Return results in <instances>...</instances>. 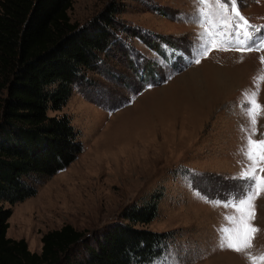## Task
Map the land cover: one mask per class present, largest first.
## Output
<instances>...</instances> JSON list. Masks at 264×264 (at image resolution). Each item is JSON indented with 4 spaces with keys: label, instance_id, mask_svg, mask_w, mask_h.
<instances>
[{
    "label": "rangeland",
    "instance_id": "1",
    "mask_svg": "<svg viewBox=\"0 0 264 264\" xmlns=\"http://www.w3.org/2000/svg\"><path fill=\"white\" fill-rule=\"evenodd\" d=\"M109 2L120 9L115 35L122 50L115 42L99 52V66L86 69L88 83L74 88L61 109L48 110L69 114L82 150L38 181L34 194L5 202L6 235L40 251L49 229L70 223L89 232L128 203L158 194L157 214L146 226L167 231L169 244L145 264H252L249 256L264 255V192L252 220L261 231L243 253L217 246V229L235 209L195 193L224 200L242 184L232 179L249 163L238 153L241 128L250 130L242 93L257 91L264 105V80L254 81L264 76V50L213 48L192 62L200 30L190 19L193 0H72L68 15L82 23ZM241 3L251 24L264 25V0ZM256 120L253 139H264V110Z\"/></svg>",
    "mask_w": 264,
    "mask_h": 264
},
{
    "label": "trees",
    "instance_id": "2",
    "mask_svg": "<svg viewBox=\"0 0 264 264\" xmlns=\"http://www.w3.org/2000/svg\"><path fill=\"white\" fill-rule=\"evenodd\" d=\"M71 2L0 0V264H145L169 244L167 231L146 226L157 214L158 194L128 203L89 232L70 223L49 229L40 251L6 235L5 202L34 194L38 181L82 150L69 114L48 110L61 109L74 88L88 83L86 69L99 66V52L115 42L122 50L116 3L78 23L68 15Z\"/></svg>",
    "mask_w": 264,
    "mask_h": 264
},
{
    "label": "snow or ice",
    "instance_id": "3",
    "mask_svg": "<svg viewBox=\"0 0 264 264\" xmlns=\"http://www.w3.org/2000/svg\"><path fill=\"white\" fill-rule=\"evenodd\" d=\"M193 2L195 9L190 19L200 30L192 44V53L195 57L192 62L199 64L200 57H206L213 48L223 51L235 48L241 53L264 50V25L256 26L250 23L243 15L241 0H193ZM261 64L264 65V57H261ZM259 80H264V76L254 77V81ZM256 96L257 91L254 90H245L242 93L243 113L248 117L250 130L241 128L245 135L238 153L249 163L244 164L232 177L233 180L242 182L239 189L229 191L224 200L219 198L213 200L199 192L195 193L206 203L235 209L234 214L225 215V223L217 229L219 237L217 246L222 250L227 248L237 253H243L251 248L254 237L261 231L252 223L256 218L255 201L264 192V176L257 172L258 167L260 172H264V139H253L256 134V117L264 110V105L257 102ZM249 259L252 264H264V255L249 256Z\"/></svg>",
    "mask_w": 264,
    "mask_h": 264
}]
</instances>
